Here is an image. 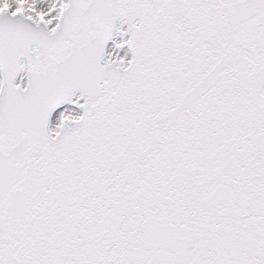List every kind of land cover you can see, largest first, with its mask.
Masks as SVG:
<instances>
[{
    "label": "snow or ice",
    "instance_id": "snow-or-ice-1",
    "mask_svg": "<svg viewBox=\"0 0 264 264\" xmlns=\"http://www.w3.org/2000/svg\"><path fill=\"white\" fill-rule=\"evenodd\" d=\"M0 264H264V0H0Z\"/></svg>",
    "mask_w": 264,
    "mask_h": 264
}]
</instances>
